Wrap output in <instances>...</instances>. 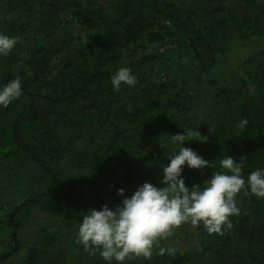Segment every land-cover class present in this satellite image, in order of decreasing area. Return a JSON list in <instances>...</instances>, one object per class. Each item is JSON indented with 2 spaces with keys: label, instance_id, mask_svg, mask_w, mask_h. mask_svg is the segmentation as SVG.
<instances>
[{
  "label": "rangeland",
  "instance_id": "1",
  "mask_svg": "<svg viewBox=\"0 0 264 264\" xmlns=\"http://www.w3.org/2000/svg\"><path fill=\"white\" fill-rule=\"evenodd\" d=\"M115 1L0 0V34L19 37L9 55L21 59L41 46L59 51L53 61L57 60L56 73L88 43L89 31L76 12L106 9ZM134 1L138 10L133 27L141 28L140 39L121 56L125 67L138 78L136 86L122 84L116 91L111 85L114 105L110 107L99 103L107 100V91L96 98L77 95L50 111L39 99L38 105L48 114L23 130L25 139L40 145L46 160L61 165L70 178L82 173L94 157L102 156L115 127L124 132L125 139L111 152L114 173L122 179L105 183L109 197L115 188L124 189L125 196L130 197L145 182L163 187V167L182 146L173 144L171 135L184 134L188 129L199 131L201 136L188 137L193 140L184 142V147L192 148L209 132L223 98L241 101L254 94L255 86L249 83L256 74L264 84L260 31L264 0ZM152 33L161 34L164 43L150 42L148 35ZM185 58L187 63L182 62ZM154 147L158 150L152 154ZM6 153L0 140V254L11 243L7 224L11 208L39 195L47 184L37 165L28 160L13 164ZM191 171L198 173L203 187L212 177L206 169L187 166L182 177ZM2 181L8 186L6 191L1 189ZM236 203L241 214L230 219L233 225L234 218L247 220L256 233L252 242L245 241L235 225L220 235L209 234L203 224H185L165 244L188 253L190 264H264V198L240 192ZM82 220L68 221L60 215L48 218L34 210L21 231V254L5 264H109L99 251L90 256L77 243ZM201 226L202 238L198 234ZM158 250H153L150 259L135 258L124 264H152Z\"/></svg>",
  "mask_w": 264,
  "mask_h": 264
},
{
  "label": "trees",
  "instance_id": "2",
  "mask_svg": "<svg viewBox=\"0 0 264 264\" xmlns=\"http://www.w3.org/2000/svg\"><path fill=\"white\" fill-rule=\"evenodd\" d=\"M51 10L57 14L56 6L52 5ZM137 10L138 6L134 0H116L106 9L78 10L76 16L89 31L88 43L80 48L74 60L65 62L56 73L57 60L53 63L54 55L57 56L60 52H53L48 46L32 48L23 59L17 55H8L0 60V89L19 77L23 92L21 97L7 108L0 106L1 147L7 151L6 155L13 164L28 160L37 165L47 178L42 193L12 207L7 215L11 243L6 251L0 254V264H5L21 254V231L34 210H40L48 218L60 215L68 221H81L90 209L100 210L104 205L114 209L121 204L124 197L117 194L119 189L115 188L109 197L105 183L122 179L114 173L115 164L111 152L125 139L124 132L115 127L109 146L102 156L94 157L82 173L70 178L63 173L61 165L46 160L40 145L25 139L23 130L27 125L41 121L48 114L38 105L39 99L42 100V106L50 111L77 95L96 98L95 96L107 91V100L97 102L105 107L114 105L110 90L111 77L120 68L127 66L122 60V51L140 39L141 28L133 27L137 21ZM260 31L263 36L261 43L264 46V22ZM148 38L152 43H164V38L159 33L149 34ZM198 58L201 61L199 55ZM258 78L257 74L250 78L249 84L255 86V91L249 97L241 101H236L231 96L221 100L209 132L200 138H207L206 142L198 139L191 148L205 160L215 164L214 168H205L210 174L226 171L220 166V160L226 156H231L238 162L242 156L247 157L242 169L245 180L252 171L264 170V84L263 79L257 80ZM39 89L46 93H38L41 92ZM149 99L152 98L149 96ZM244 119H247L248 124L244 129H240L238 125ZM157 150L158 148L154 147L152 154ZM182 178L190 189L193 185H201L196 171L184 173ZM7 187L2 181V191H6ZM201 187L203 188L202 185ZM241 193L245 194L244 191ZM234 225L245 241L252 242L255 239L256 233L246 219L234 218ZM198 234L200 238L204 236L202 226L199 227ZM161 247L175 248V255H160L158 250L152 264H190L192 261L188 253L166 245L165 240L161 241Z\"/></svg>",
  "mask_w": 264,
  "mask_h": 264
},
{
  "label": "clouds",
  "instance_id": "3",
  "mask_svg": "<svg viewBox=\"0 0 264 264\" xmlns=\"http://www.w3.org/2000/svg\"><path fill=\"white\" fill-rule=\"evenodd\" d=\"M19 37L0 34V56H8L16 47ZM187 63V59L182 60ZM114 90L119 91L122 84L135 87L138 78L131 70L120 68L112 77ZM23 94L19 77L11 80L0 89V106L7 108ZM247 119L238 127L244 129ZM201 136L200 132L188 129L184 134L171 135L173 144L182 145L178 152L169 158L170 163L163 167V187L145 182L130 196L126 197L124 189L117 194L124 197L121 204L114 209L104 205L102 209H90L83 215L78 228L77 243L82 244L90 256L99 255L109 264L113 260L124 264L135 258L150 259L155 248L159 254L174 256L175 248L161 247V241L174 235L182 225L191 224L203 227L209 234H224V229L231 230L234 225L230 219L241 214L236 197L244 191L245 195L264 198V170L252 171L247 180L242 175V156L238 162L231 156L220 160L225 172H215L205 182V186H186L182 178L185 166L190 169L203 170L214 168L215 164L205 160L194 150L184 147L188 137ZM206 142V139H199Z\"/></svg>",
  "mask_w": 264,
  "mask_h": 264
}]
</instances>
